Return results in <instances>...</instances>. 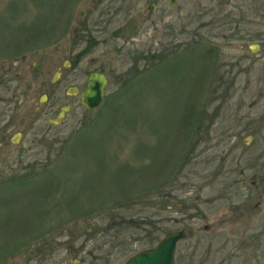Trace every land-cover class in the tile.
<instances>
[{"label": "rangeland", "instance_id": "374dc122", "mask_svg": "<svg viewBox=\"0 0 264 264\" xmlns=\"http://www.w3.org/2000/svg\"><path fill=\"white\" fill-rule=\"evenodd\" d=\"M2 67L0 264H264V0H0Z\"/></svg>", "mask_w": 264, "mask_h": 264}, {"label": "water", "instance_id": "95a60500", "mask_svg": "<svg viewBox=\"0 0 264 264\" xmlns=\"http://www.w3.org/2000/svg\"><path fill=\"white\" fill-rule=\"evenodd\" d=\"M171 4L175 3V0H170ZM155 6L150 4L147 6L146 16L149 18L153 13ZM255 52L254 48H251ZM108 79L101 72H92L89 74L86 81V88L81 95V103L88 110H95L101 105L104 98V88L107 85ZM69 111V107H64L60 110L57 119H62L64 115ZM56 124L55 121L51 122ZM185 237L183 231H176L167 233L159 243L151 249L143 250L130 259L125 264H174V254L176 245Z\"/></svg>", "mask_w": 264, "mask_h": 264}, {"label": "flooded vegetation", "instance_id": "af4514ba", "mask_svg": "<svg viewBox=\"0 0 264 264\" xmlns=\"http://www.w3.org/2000/svg\"><path fill=\"white\" fill-rule=\"evenodd\" d=\"M149 18H147L146 16H145V19L143 20V21H145V20H148ZM82 44V36L80 35V37H78L76 40H75V47H78L79 45H81ZM71 49H73V47H71ZM77 49V48H76ZM258 47H257V49H255V52L256 51H258ZM22 59L24 60L25 59V57L23 56L22 57ZM82 61H83V53L82 52H76L75 53V56H74V60L71 62V63H69V65L67 66H65V64L63 63L62 64V67H58V70H57V73H56V80H54V83H53V85L54 84H58V83H60V81L64 78V77H66L65 76V74H68L67 72H68V70H70V72L71 71H73L74 70V68H79L78 70L76 69V78H77V81L78 80H82L83 79V73H82V70H81V67H79V66H81V64H82ZM12 64V63H11ZM7 73H9V67H2V68H0V86H5V85H8V83H9V76H7L6 74ZM84 90H81V92H80V99H81V95H82V92H83ZM78 92V90L77 89H70V91L68 92V95H70V96H74V95H76V93ZM67 106H69V105H67ZM63 107H61V108H59V111L57 112V114H56V117H55V119L57 118V116H58V114H59V112H60V110L62 109ZM66 108V107H65ZM70 110H71V107H70V109H69V112H67L66 114H65V116L62 118V120L70 113ZM57 121V124L59 123V121H61V120H59V119H56ZM257 207H258V205H257ZM205 229H208V227H205Z\"/></svg>", "mask_w": 264, "mask_h": 264}, {"label": "trees", "instance_id": "16d2710c", "mask_svg": "<svg viewBox=\"0 0 264 264\" xmlns=\"http://www.w3.org/2000/svg\"><path fill=\"white\" fill-rule=\"evenodd\" d=\"M209 52H211V51H208V53ZM153 56L155 57V59H152V60H154L155 62L156 61L158 62V60H159V62H162L161 61V60H163L162 56H160L159 54L153 55ZM157 58H158V60H157ZM184 131H185V126H181V128L177 131V133L179 132L180 135H183ZM158 176H159V174H158Z\"/></svg>", "mask_w": 264, "mask_h": 264}]
</instances>
